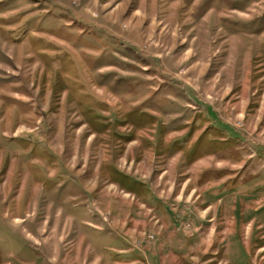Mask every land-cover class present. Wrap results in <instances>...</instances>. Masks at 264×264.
Segmentation results:
<instances>
[{
  "label": "rangeland",
  "instance_id": "rangeland-1",
  "mask_svg": "<svg viewBox=\"0 0 264 264\" xmlns=\"http://www.w3.org/2000/svg\"><path fill=\"white\" fill-rule=\"evenodd\" d=\"M0 264H264V0H0Z\"/></svg>",
  "mask_w": 264,
  "mask_h": 264
}]
</instances>
